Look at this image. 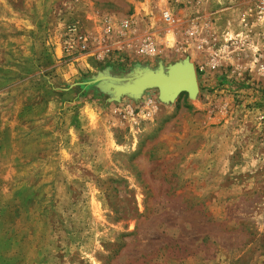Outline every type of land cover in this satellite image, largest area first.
<instances>
[{
  "label": "rangeland",
  "instance_id": "rangeland-1",
  "mask_svg": "<svg viewBox=\"0 0 264 264\" xmlns=\"http://www.w3.org/2000/svg\"><path fill=\"white\" fill-rule=\"evenodd\" d=\"M0 264H264V0H0Z\"/></svg>",
  "mask_w": 264,
  "mask_h": 264
},
{
  "label": "water",
  "instance_id": "water-1",
  "mask_svg": "<svg viewBox=\"0 0 264 264\" xmlns=\"http://www.w3.org/2000/svg\"><path fill=\"white\" fill-rule=\"evenodd\" d=\"M185 78L187 83H184ZM112 80L117 82L116 84H109L115 96L130 95L134 99L140 98L147 88H156L159 100L163 103L172 102L182 92L187 93L191 98H194L198 92L195 70L188 60L169 66L165 75L141 73V76H134L130 80L117 78Z\"/></svg>",
  "mask_w": 264,
  "mask_h": 264
},
{
  "label": "built area",
  "instance_id": "built-area-1",
  "mask_svg": "<svg viewBox=\"0 0 264 264\" xmlns=\"http://www.w3.org/2000/svg\"><path fill=\"white\" fill-rule=\"evenodd\" d=\"M130 21L128 19H125L123 21L120 22V34L121 35H125L127 32H129L128 28L130 26ZM111 29V26L108 27V30ZM82 39V43H81V49H84L86 47L85 42ZM153 47H152V43L149 40L144 39L143 40V44L139 47L138 49V53L140 54H146V55H150L153 52ZM108 51V50H107Z\"/></svg>",
  "mask_w": 264,
  "mask_h": 264
},
{
  "label": "bare ground",
  "instance_id": "bare-ground-1",
  "mask_svg": "<svg viewBox=\"0 0 264 264\" xmlns=\"http://www.w3.org/2000/svg\"><path fill=\"white\" fill-rule=\"evenodd\" d=\"M189 63H190V61H189ZM190 64H191V63H190ZM184 81H185L184 83H187V79H186V78L184 79Z\"/></svg>",
  "mask_w": 264,
  "mask_h": 264
}]
</instances>
